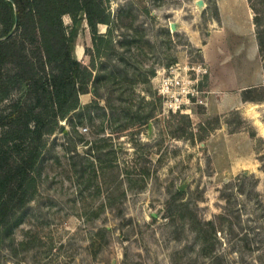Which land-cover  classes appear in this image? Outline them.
<instances>
[{
	"label": "rangeland",
	"instance_id": "obj_1",
	"mask_svg": "<svg viewBox=\"0 0 264 264\" xmlns=\"http://www.w3.org/2000/svg\"><path fill=\"white\" fill-rule=\"evenodd\" d=\"M203 1L102 0L110 22L95 44L79 19L69 47H82L94 87L46 126L24 201L0 223V264H264V51L253 22L257 13L264 40V0ZM209 40L205 103L164 105L158 72L204 60ZM36 44L19 45L5 71L25 69L20 56L33 59ZM8 87L0 110L33 101L24 81ZM221 100L230 104L215 108Z\"/></svg>",
	"mask_w": 264,
	"mask_h": 264
},
{
	"label": "trees",
	"instance_id": "obj_2",
	"mask_svg": "<svg viewBox=\"0 0 264 264\" xmlns=\"http://www.w3.org/2000/svg\"><path fill=\"white\" fill-rule=\"evenodd\" d=\"M250 6L254 9L253 4ZM65 15L70 17L71 25L64 22ZM80 18L86 19L94 44L97 37H106L107 33L97 28L98 23L110 22L102 0H0V101L9 92L12 78L27 83L34 93L33 101H14L0 110V125L4 126L0 131V223L24 201L46 126L78 106V93L87 91L89 81L94 87L95 77L90 78L91 71L72 56L69 47ZM258 18L254 13L261 53L264 40ZM27 41L37 43L33 59L27 53L21 55L26 68L14 73L5 71L4 66L19 54L20 48H25ZM246 98L252 99L249 95Z\"/></svg>",
	"mask_w": 264,
	"mask_h": 264
},
{
	"label": "built area",
	"instance_id": "obj_3",
	"mask_svg": "<svg viewBox=\"0 0 264 264\" xmlns=\"http://www.w3.org/2000/svg\"><path fill=\"white\" fill-rule=\"evenodd\" d=\"M208 72V65L203 60L163 67L156 81V89L164 98L163 104L173 110L184 111L190 102L205 103L203 93L206 89L199 84Z\"/></svg>",
	"mask_w": 264,
	"mask_h": 264
},
{
	"label": "crops",
	"instance_id": "obj_4",
	"mask_svg": "<svg viewBox=\"0 0 264 264\" xmlns=\"http://www.w3.org/2000/svg\"><path fill=\"white\" fill-rule=\"evenodd\" d=\"M98 25H104V23H98ZM81 26L84 28L83 30H84V32L85 33H88V26H87V23H86V19L84 18V19H82V23H81ZM103 28H100V32H103ZM87 35V34H86ZM91 39V38H90ZM210 40H211V38H210ZM210 40L207 42V43H205V44H203V57H204V60L203 61H205L206 62V64L208 65V68H209V74H211L210 72V62H211V60H212V56H211V54L209 53V43H210ZM77 43V42H76ZM73 44L74 43H72V45H71V49H70V51H71V54H72V56H74L75 58H77L78 60H81L82 59V57H83V49H82V47L79 45V44H77V46L75 47V49H73ZM208 62V63H207ZM208 74V75H209ZM209 77V82H210V75L208 76ZM212 82V81H211ZM211 85H212V88L213 89H216V90H222L223 88H225L224 86V82L223 81H214V82H212V83H210ZM244 84H242L240 87H242V88H244ZM84 100H86V99H84ZM230 103H229V101L228 100H221L219 103L217 102V103H215V108H218V107H221V106H228ZM233 105H237V102L235 103V104H233Z\"/></svg>",
	"mask_w": 264,
	"mask_h": 264
},
{
	"label": "water",
	"instance_id": "obj_5",
	"mask_svg": "<svg viewBox=\"0 0 264 264\" xmlns=\"http://www.w3.org/2000/svg\"><path fill=\"white\" fill-rule=\"evenodd\" d=\"M196 1L199 6H201L204 3L203 0H196ZM170 27L171 29H177L179 27L178 21L176 20L170 21ZM11 32L12 30L8 34H10ZM180 189H183V186H180Z\"/></svg>",
	"mask_w": 264,
	"mask_h": 264
}]
</instances>
